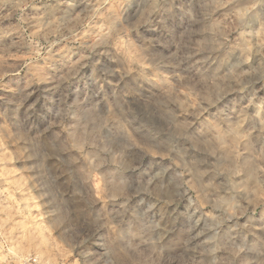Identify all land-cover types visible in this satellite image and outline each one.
I'll return each mask as SVG.
<instances>
[{"label":"clouds","instance_id":"clouds-1","mask_svg":"<svg viewBox=\"0 0 264 264\" xmlns=\"http://www.w3.org/2000/svg\"><path fill=\"white\" fill-rule=\"evenodd\" d=\"M0 264H264V0H0Z\"/></svg>","mask_w":264,"mask_h":264}]
</instances>
